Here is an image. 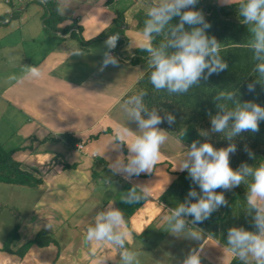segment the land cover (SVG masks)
<instances>
[{"label": "crops", "instance_id": "1", "mask_svg": "<svg viewBox=\"0 0 264 264\" xmlns=\"http://www.w3.org/2000/svg\"><path fill=\"white\" fill-rule=\"evenodd\" d=\"M48 1L57 4L62 17L57 30L46 23ZM155 2L0 0V143L43 179L34 187L0 182L9 188L22 186L12 192L24 194L28 209L15 212L10 230L0 228V264H117L119 250L113 244L85 239L92 217L111 203L124 215L125 246L133 252L141 254L154 246L161 264H181L189 250L199 249L201 264H241L227 251V229H256L251 214L245 212V200L234 198L232 188L216 189L223 191L227 205L191 227L199 240L177 238L162 222L177 202H183L190 187L199 192L187 172L179 169L188 147L174 135L158 125L166 140L150 173L126 178L114 175L107 166L128 155L126 145L114 147V132L128 127L133 131L131 140L138 131L124 110L125 96H132L129 93L150 69V61L148 53L137 55L140 47L129 45L131 40L143 41L145 8ZM201 2L219 10L240 0ZM112 32L120 34L112 50L118 64L101 72L103 41ZM76 48L82 55H69ZM27 65L39 66L41 76L17 82ZM63 134L77 141L71 144ZM79 143L83 149L77 147ZM132 187L137 192L144 187L148 195L136 204L121 202V193ZM17 224L19 238L11 243L12 252L5 251L3 241ZM40 230L48 231L56 243L33 244L18 254Z\"/></svg>", "mask_w": 264, "mask_h": 264}, {"label": "clouds", "instance_id": "2", "mask_svg": "<svg viewBox=\"0 0 264 264\" xmlns=\"http://www.w3.org/2000/svg\"><path fill=\"white\" fill-rule=\"evenodd\" d=\"M199 0H156L145 8L146 19L142 29L143 41L139 44L131 40V47H140L148 53L151 71L148 81L156 90H164L169 94H184L213 74H219L228 68L227 62L221 58L219 42L206 32L211 25L205 20L203 13L195 8ZM238 16L242 22L251 25V40L249 48L253 60L256 61L255 71L264 77V0H240ZM178 17L173 24L172 19ZM185 25L191 26L186 30ZM153 34L163 37V42L153 46L149 40ZM98 35V34H97ZM96 36V35H95ZM93 36L92 38H94ZM120 34L112 32L103 41L104 51L99 65L103 71L109 65L116 66L118 59L112 54L116 48ZM69 55H82L80 49H71ZM42 70L37 65H27L17 82L39 78ZM256 82V81H255ZM248 91H254V83L247 86ZM146 93L141 91L130 96L125 101V112L128 120L135 121L138 131L128 140L130 129L120 128L114 132L115 146L126 145L128 155L118 156L108 163V168L114 175L124 174L126 178L150 173L159 158L160 146L165 142V130L158 127L161 123L169 125L175 122V116L165 112L158 114L156 108L149 109L144 104ZM234 94L227 96L223 92L214 100L218 111L210 115V130L212 133L223 134L222 138L229 141L226 147L216 148L211 142L192 141L185 153V158L179 165L181 171L187 172V177L195 188H189L183 202L169 210L161 220L170 229V234L177 238L199 240L201 236L191 230L207 220L221 206H226L223 191L247 183L246 211L252 216L255 231L244 227L227 229V251L238 259L241 264H264V163L249 165L242 162L233 169L229 162V154L235 153L236 144L232 141L243 132L256 133L260 122L264 121V106L254 101L233 99ZM232 101L233 107L228 108L220 101ZM133 132V131H131ZM201 136H208L202 131ZM249 158L253 153L245 148ZM148 195L144 187L137 192L134 187L119 196L125 204H136ZM191 217V220H187ZM125 218L122 211L112 207V203L98 211L86 228L85 239L88 242H108L119 250L117 264H135L136 253L126 246L127 231L124 228ZM181 264H201L200 250H189Z\"/></svg>", "mask_w": 264, "mask_h": 264}, {"label": "trees", "instance_id": "3", "mask_svg": "<svg viewBox=\"0 0 264 264\" xmlns=\"http://www.w3.org/2000/svg\"><path fill=\"white\" fill-rule=\"evenodd\" d=\"M239 2L227 6H221L218 10L216 6H204L201 0L195 5L200 10L205 20L211 25L206 30L209 36H214L219 42L220 56L224 59L228 68L219 74H213L206 80L201 79L199 84L192 86L187 93L169 94L164 90H156L148 81L149 69L137 82L130 95L138 94L143 91L146 93L144 104L149 109L156 108L158 114L163 116L165 112H170L175 116V122L169 125L167 122L161 123L163 129L174 135L187 147L192 141L211 142L214 147H226L229 141L222 138L223 134L212 133L210 130V115H215L218 111L217 101L214 98L221 92L227 96L233 93V99L241 103L254 101L264 106V77L255 71L256 61L253 60L252 51L249 48L251 40V25L243 23L238 16ZM49 17L46 23L51 29H58V22L62 17L58 14L57 4L48 1ZM208 8L206 12L205 9ZM213 8V9H212ZM178 22V17L172 19V23ZM191 26L185 25L186 30ZM72 35H75L73 32ZM155 35V34H153ZM163 42V37L155 35L153 46ZM137 55H146L147 52L141 48L136 49ZM256 81V82H255ZM254 83V91H248V84ZM125 99H128L125 96ZM228 108L233 107L232 101H220ZM191 126V128H189ZM208 132V136H201L200 133ZM68 142L74 144L77 139L68 134H63ZM50 138L58 139L53 136ZM46 137V138H49ZM45 138V139H46ZM235 153L229 154V162L233 169L240 166L242 162L249 165L264 163V121L259 124V131L256 133L243 132L236 137ZM247 148L253 153L254 158H249L245 151ZM0 182L8 184L26 185L30 187L38 186L43 182L41 174L34 168H27L13 158L11 151L5 150L0 143ZM247 183L232 188L230 193L234 198H245ZM18 224L8 233L3 250L12 252L11 243L19 238ZM56 243L55 238L46 230H40L36 236L22 245L16 252L23 255L33 244L46 246ZM233 264H237L235 261Z\"/></svg>", "mask_w": 264, "mask_h": 264}, {"label": "rangeland", "instance_id": "4", "mask_svg": "<svg viewBox=\"0 0 264 264\" xmlns=\"http://www.w3.org/2000/svg\"><path fill=\"white\" fill-rule=\"evenodd\" d=\"M8 184H0V228L1 230H10L13 225L14 214L16 211L28 212L24 207V194L12 192V189L22 188V186H11ZM15 191V190H14ZM27 199V198H26ZM136 253V252H135ZM135 264H161V260L156 257L154 246H149L141 251V254L136 253Z\"/></svg>", "mask_w": 264, "mask_h": 264}, {"label": "built area", "instance_id": "5", "mask_svg": "<svg viewBox=\"0 0 264 264\" xmlns=\"http://www.w3.org/2000/svg\"><path fill=\"white\" fill-rule=\"evenodd\" d=\"M77 147H78L79 149H83V148H84V145H83L82 143H79V144L77 145ZM94 155L96 156L95 153H94Z\"/></svg>", "mask_w": 264, "mask_h": 264}]
</instances>
